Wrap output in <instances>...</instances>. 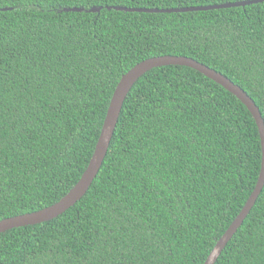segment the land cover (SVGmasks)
<instances>
[{"label":"trees","instance_id":"trees-1","mask_svg":"<svg viewBox=\"0 0 264 264\" xmlns=\"http://www.w3.org/2000/svg\"><path fill=\"white\" fill-rule=\"evenodd\" d=\"M236 1L0 0V220L69 192L121 76L146 58L207 64L264 117V1L108 7ZM261 159L256 121L235 95L191 67L153 68L127 96L87 193L56 218L1 233L0 264H204L253 192ZM215 264H264V188Z\"/></svg>","mask_w":264,"mask_h":264},{"label":"water","instance_id":"water-1","mask_svg":"<svg viewBox=\"0 0 264 264\" xmlns=\"http://www.w3.org/2000/svg\"><path fill=\"white\" fill-rule=\"evenodd\" d=\"M263 1L264 0H241L221 4L185 6L176 8H148L127 6L108 7L115 8L117 10L140 12H187L227 8L233 6H246ZM66 10L83 11L84 9L82 7H69L66 8ZM90 10L92 12H98L101 10V7H93ZM166 65H182L191 67L224 87L226 90L235 95L242 103L245 104V106L253 115L259 129L262 145V159L259 177L256 186L247 202L245 203L244 207L233 220V222L229 225L222 237L217 241L214 248L205 260L204 264H215L217 262L229 241L233 238L238 229L244 223V220L256 204V201L264 188V117L254 99L239 84L235 83L231 78H229L222 72L186 55L167 54L152 56L138 62L126 73H124L117 83L111 97L104 123L92 157L78 182L69 190V192L65 196H63L59 201L50 206L37 211L27 212L1 219L0 234L15 227L34 225L56 218L71 206L75 205L87 193L95 178L97 177L106 158L112 138L115 133V129L119 121L122 108L124 106V102L131 89L145 73L152 70L153 68Z\"/></svg>","mask_w":264,"mask_h":264}]
</instances>
